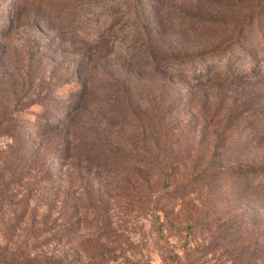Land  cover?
<instances>
[{
    "label": "rangeland",
    "instance_id": "374dc122",
    "mask_svg": "<svg viewBox=\"0 0 264 264\" xmlns=\"http://www.w3.org/2000/svg\"><path fill=\"white\" fill-rule=\"evenodd\" d=\"M72 226L73 264H264V0H0V248Z\"/></svg>",
    "mask_w": 264,
    "mask_h": 264
},
{
    "label": "trees",
    "instance_id": "16d2710c",
    "mask_svg": "<svg viewBox=\"0 0 264 264\" xmlns=\"http://www.w3.org/2000/svg\"><path fill=\"white\" fill-rule=\"evenodd\" d=\"M72 216L73 213L70 217ZM19 222L18 225L25 223L24 220ZM34 229L36 225L30 228L31 234ZM19 231L22 232V229L19 228ZM69 231V233L67 231L61 234L56 233L52 239H49L46 232L31 236L18 234V231L14 230L12 235L24 237V240L28 238L26 241L34 238L37 246L29 247L28 242L19 244L11 238L6 247L0 248V264H73V226ZM52 245L55 247L50 251Z\"/></svg>",
    "mask_w": 264,
    "mask_h": 264
}]
</instances>
